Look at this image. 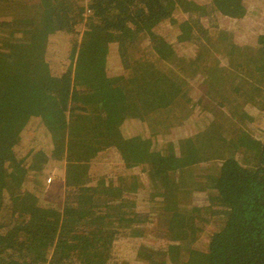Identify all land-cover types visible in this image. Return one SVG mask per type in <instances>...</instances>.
Here are the masks:
<instances>
[{
    "label": "trees",
    "instance_id": "1",
    "mask_svg": "<svg viewBox=\"0 0 264 264\" xmlns=\"http://www.w3.org/2000/svg\"><path fill=\"white\" fill-rule=\"evenodd\" d=\"M208 128L212 166L186 153L209 154ZM67 152L84 175L54 208L36 174ZM200 246L264 264V0H0V264H193Z\"/></svg>",
    "mask_w": 264,
    "mask_h": 264
},
{
    "label": "rangeland",
    "instance_id": "2",
    "mask_svg": "<svg viewBox=\"0 0 264 264\" xmlns=\"http://www.w3.org/2000/svg\"><path fill=\"white\" fill-rule=\"evenodd\" d=\"M180 1H181V4H183L185 2V0H180ZM184 7L185 8L187 7L186 3L184 5ZM188 9L187 8L182 9L185 12V14H183L181 12V15H186V13L188 12ZM177 23H179V21H175L174 19H171V22L168 23V27L162 28L161 29L162 32H159V33L161 35L163 34L164 36L169 37L170 40L178 39L177 31L179 30V28L177 27ZM167 29H170L169 33L167 32ZM153 42H155V41H153L152 39H148V40H146L145 43H142V46L140 48H142L143 50L140 53V55L137 56L138 58L142 59L143 61H145V62L148 61L150 63H148V64L146 63L147 66H144V64L142 65V63H144V62L139 61L138 58H136V60L133 62V64H134L133 67L135 70L138 71V76L140 77L137 79L138 81L136 80L137 81L136 84H142V82H143L142 86H144V88H146L147 84H150V82L153 81L152 76L154 74H155L154 77L157 75V72L155 73V71H157V70L154 67V62H152V60H153L152 57L156 56V54H153V53H156L154 49H156L157 46H160V44H158L157 42H156L157 44H155ZM147 55H150V56H147ZM87 73L88 72H86V71H82L79 74V76L83 77V78H88V77H84L87 75ZM132 73L134 74V72H132ZM113 75H117V73L110 71V72H108L107 77L104 76L103 79H105V81L107 82ZM89 78L94 79L93 77H89ZM128 79L129 78L123 80L122 82H124ZM98 83H99V81H98ZM124 85H127L124 88L126 90L125 93L128 95V97H130L132 93L134 94V97H136V94L139 93L140 96H138V98H140V99L144 98L142 96V94H143L142 91L144 90L142 87L138 89L139 90L138 92L136 91L134 93V91H132L134 86H132V85L130 86L129 82H126V84H124ZM143 100L145 101V98ZM133 101H135V99L131 98L130 102L134 103ZM143 102L138 104L139 107H143ZM144 106H146V105H144ZM216 136H217V133L215 131V128L206 129L202 133L201 137H205L206 139L208 138L210 140L209 143H210V146L212 149H209L210 150L209 154L207 152L208 148L205 144L206 142H201V141L200 142H198V141L190 142L189 141L190 144L188 145V147H186L187 155L189 154L191 156L198 157L199 159H201L202 163L208 164L209 166H212L211 164L214 163V159L216 158L217 155H210V153H214L215 150L220 151V148H218V146H219L218 142L219 141L218 142L215 141V140H219L220 138L218 139L217 138L218 136L217 137ZM210 146H209V148H210ZM76 155L77 154H73L70 157V154L67 152L66 156L59 158L58 161L56 162V164L54 163L51 166H48L47 168H45L44 172L41 171V172L36 174L38 178L42 179L45 182L43 197L54 208H56L59 205V203L62 202V200L64 198L66 182L68 180L77 181L81 177H83V175H84L82 167H84L86 165V163L81 161L82 158H84V155H81V154H79L77 156ZM77 157H79L80 161H81V162H78V166L76 165ZM50 178H51V180L49 183ZM75 183L80 184L81 182H75ZM176 185H178V183ZM188 209H189L188 211H186V210L183 211L185 213L184 215L191 216L192 210H191V208H188ZM208 217L209 216L207 215V211L202 210V218L199 221H203L204 225H205V223H209ZM187 220H185V222ZM187 224H189V223H187ZM135 246H136V244L133 245V243L131 241H126V242L123 241V242H121V245L118 244L117 256H119L122 259L121 262L127 261L131 257V254L133 253V251L137 250L136 249L137 247L135 248ZM201 250H202V247L200 246L198 248H195L194 251L192 252L191 262L193 264H205L206 263L205 258H204V254Z\"/></svg>",
    "mask_w": 264,
    "mask_h": 264
},
{
    "label": "built area",
    "instance_id": "3",
    "mask_svg": "<svg viewBox=\"0 0 264 264\" xmlns=\"http://www.w3.org/2000/svg\"><path fill=\"white\" fill-rule=\"evenodd\" d=\"M85 3H89L91 0H83ZM51 178L49 179V183H50Z\"/></svg>",
    "mask_w": 264,
    "mask_h": 264
}]
</instances>
